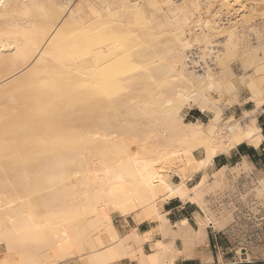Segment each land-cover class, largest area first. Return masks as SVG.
<instances>
[{
    "label": "bare ground",
    "instance_id": "6f19581e",
    "mask_svg": "<svg viewBox=\"0 0 264 264\" xmlns=\"http://www.w3.org/2000/svg\"><path fill=\"white\" fill-rule=\"evenodd\" d=\"M179 1L3 0L0 264L19 252L22 264H114L132 256L129 242L147 264H171L173 242L145 255L150 235L123 236L115 219L167 222L161 209L176 198L204 209L203 227L225 229L227 218L205 210L203 195L229 168L212 181L206 169L264 140V0ZM213 2L241 19L227 27L203 19ZM190 18L209 31L192 36L194 49L184 33ZM244 36L257 45L244 46ZM239 87L253 107L225 116L242 104ZM185 109L211 117L187 122ZM256 191L264 198V178ZM237 254L249 260L244 247Z\"/></svg>",
    "mask_w": 264,
    "mask_h": 264
},
{
    "label": "crops",
    "instance_id": "0c3cea01",
    "mask_svg": "<svg viewBox=\"0 0 264 264\" xmlns=\"http://www.w3.org/2000/svg\"><path fill=\"white\" fill-rule=\"evenodd\" d=\"M196 119L202 121L200 116ZM258 124L261 129L264 128V112L258 116ZM262 134L264 137V131H262ZM243 163L249 171H252L258 181L264 178V140L259 146L247 143L240 144L228 154L215 157L206 172L212 171L213 174L222 168H229L228 170L231 171L232 168ZM201 176L202 172L196 175L197 181ZM161 213L165 216L167 222L147 220L137 224L133 218H116L115 226L123 236L136 231L141 237L150 235V237H147L149 238L148 241H145L141 246L145 255L152 253L151 246L156 242L162 241L164 244L173 242L172 244L177 252L170 254L172 257L169 255L168 259H172L171 264H264V248H245L249 253V260H242L237 254L239 247L237 248L231 235L225 231L226 228L219 231L210 226L203 227L206 213L197 203L184 202L177 198L172 199L163 205ZM195 234L199 236L197 237ZM129 245L131 248L128 254H132L130 257L133 258L130 259L129 256H125L114 261V264H147L148 262L141 259L138 250L140 247L132 242H129ZM133 252L137 253L135 254L136 257Z\"/></svg>",
    "mask_w": 264,
    "mask_h": 264
},
{
    "label": "rangeland",
    "instance_id": "374dc122",
    "mask_svg": "<svg viewBox=\"0 0 264 264\" xmlns=\"http://www.w3.org/2000/svg\"><path fill=\"white\" fill-rule=\"evenodd\" d=\"M73 1L74 2L72 4H74V7L80 0ZM172 1L175 5L180 4L179 0ZM204 11L205 8L202 13L203 19L217 21L221 26L224 27L231 26L232 22L241 19V14H239L240 10H238L237 8L233 10H228L222 8L219 3L215 2H213L212 8L211 10H209V13H204ZM190 19L191 21H189V24L191 27L190 29L189 27L185 28L184 33L187 38L191 39V44L193 45L194 49L195 47H197V45H195V43L193 42L192 36H194V34H201L203 31L209 33V31L208 29L198 25V23L196 22L192 23L193 20L192 18ZM257 23H260V19H257ZM243 39L246 42L243 44L244 46H249L250 44H254V46L257 45L255 41L256 39L253 36L249 38L247 36H244ZM193 57H196V55ZM231 68L237 75H241L244 72L238 60L231 62ZM240 89L241 92L239 90L240 93H238V98L240 102H242V104L234 105L231 109L226 110L225 116L235 114L237 117H239L243 109H251L253 107V104L246 102V99L248 97V94L245 93L246 91L244 89L242 90V88ZM213 96L216 100L221 99L220 96H217L215 94ZM182 114L187 122L195 121L198 115H200L203 122H207L208 119L211 117L210 113L201 114V112L196 109H185ZM209 174L212 181V171H209ZM223 176L224 183L219 188L217 187L213 190H207L204 193L203 199L205 210L211 212L214 217L227 218L228 224L225 227V231L231 235L237 248H264V198L260 197L257 194V177H255L252 171H249L248 169H239L236 171L228 170L224 173ZM173 180V182L178 181L177 178H174ZM196 181L197 177H195L194 181L190 183V186H192ZM34 240H46L50 242L64 241L60 237H39ZM20 253L21 252H19L13 257H4L3 263H25V256Z\"/></svg>",
    "mask_w": 264,
    "mask_h": 264
},
{
    "label": "snow or ice",
    "instance_id": "6c2138e0",
    "mask_svg": "<svg viewBox=\"0 0 264 264\" xmlns=\"http://www.w3.org/2000/svg\"><path fill=\"white\" fill-rule=\"evenodd\" d=\"M3 4V0H0V5ZM262 38H264V36H262ZM262 104H264V100L261 101ZM255 122V118H253V123ZM262 131H264V128L261 129ZM248 137L251 138L253 136V132L249 131L247 133ZM169 191H171V189H169Z\"/></svg>",
    "mask_w": 264,
    "mask_h": 264
},
{
    "label": "trees",
    "instance_id": "16d2710c",
    "mask_svg": "<svg viewBox=\"0 0 264 264\" xmlns=\"http://www.w3.org/2000/svg\"><path fill=\"white\" fill-rule=\"evenodd\" d=\"M200 115L197 116V118L199 117Z\"/></svg>",
    "mask_w": 264,
    "mask_h": 264
}]
</instances>
